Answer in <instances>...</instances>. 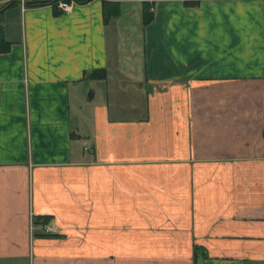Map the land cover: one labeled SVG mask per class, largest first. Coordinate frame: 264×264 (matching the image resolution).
<instances>
[{
	"label": "crops",
	"instance_id": "crops-1",
	"mask_svg": "<svg viewBox=\"0 0 264 264\" xmlns=\"http://www.w3.org/2000/svg\"><path fill=\"white\" fill-rule=\"evenodd\" d=\"M1 23L0 264H264V0Z\"/></svg>",
	"mask_w": 264,
	"mask_h": 264
},
{
	"label": "trees",
	"instance_id": "trees-1",
	"mask_svg": "<svg viewBox=\"0 0 264 264\" xmlns=\"http://www.w3.org/2000/svg\"><path fill=\"white\" fill-rule=\"evenodd\" d=\"M58 0H51V1H47V2H36V3H27V5H38V4H48V3H51L52 5H55L56 6V3H57ZM66 1H69V0H66ZM75 2H77L78 4H83V3H86L90 0H74ZM18 1L17 0H9V1H6L5 3H3L1 6H0V51H4L8 48V44L5 42L4 40V37H3V31H2V12H3V9L6 7V6H10L14 3H17ZM107 4L106 2H104V7H107ZM113 5V4H111ZM112 9V12L115 13L116 12V9H113V7L111 8ZM147 16V15H146ZM147 19V18H146ZM97 72H94L93 74H96Z\"/></svg>",
	"mask_w": 264,
	"mask_h": 264
},
{
	"label": "built area",
	"instance_id": "built-area-1",
	"mask_svg": "<svg viewBox=\"0 0 264 264\" xmlns=\"http://www.w3.org/2000/svg\"><path fill=\"white\" fill-rule=\"evenodd\" d=\"M3 1H9V0H3ZM22 7H24L25 5H27V3L31 0H17ZM77 4V2H75L74 0H58L56 3V6L58 7V9L61 12H71L73 7ZM35 227V226H34ZM39 229L45 233V234H50L54 231V228L48 224H40L39 225Z\"/></svg>",
	"mask_w": 264,
	"mask_h": 264
}]
</instances>
